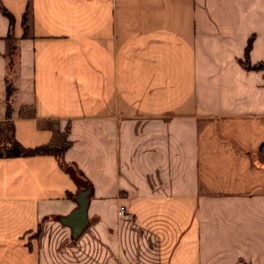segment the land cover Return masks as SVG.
<instances>
[{
    "label": "crops",
    "instance_id": "obj_1",
    "mask_svg": "<svg viewBox=\"0 0 264 264\" xmlns=\"http://www.w3.org/2000/svg\"><path fill=\"white\" fill-rule=\"evenodd\" d=\"M5 122L0 264H264V0H0Z\"/></svg>",
    "mask_w": 264,
    "mask_h": 264
},
{
    "label": "trees",
    "instance_id": "obj_2",
    "mask_svg": "<svg viewBox=\"0 0 264 264\" xmlns=\"http://www.w3.org/2000/svg\"><path fill=\"white\" fill-rule=\"evenodd\" d=\"M3 13L7 15V13L4 10H3ZM7 16L9 17V15ZM9 20L11 24L12 23L11 17H9ZM249 46H250V42H248L246 50H245L246 55L248 54ZM245 65L248 68L250 67L248 63H245ZM9 95H10V91H9ZM9 112H10V105L8 104L7 105V117L9 116ZM10 132H11L10 140L5 142L3 141V128H1L2 137L0 141V157L26 156V155L52 153L60 160L64 147L55 148L53 146L46 145V146H41V147H37L34 149H26L13 139L11 125H10Z\"/></svg>",
    "mask_w": 264,
    "mask_h": 264
},
{
    "label": "water",
    "instance_id": "obj_3",
    "mask_svg": "<svg viewBox=\"0 0 264 264\" xmlns=\"http://www.w3.org/2000/svg\"><path fill=\"white\" fill-rule=\"evenodd\" d=\"M89 193V186L80 190L75 199L77 206L68 216L60 218V221L71 229L72 237H76L87 225L86 209Z\"/></svg>",
    "mask_w": 264,
    "mask_h": 264
},
{
    "label": "rangeland",
    "instance_id": "obj_4",
    "mask_svg": "<svg viewBox=\"0 0 264 264\" xmlns=\"http://www.w3.org/2000/svg\"><path fill=\"white\" fill-rule=\"evenodd\" d=\"M10 136H11V132H10V123L9 122H5L3 125V141H9L10 140Z\"/></svg>",
    "mask_w": 264,
    "mask_h": 264
},
{
    "label": "built area",
    "instance_id": "obj_5",
    "mask_svg": "<svg viewBox=\"0 0 264 264\" xmlns=\"http://www.w3.org/2000/svg\"><path fill=\"white\" fill-rule=\"evenodd\" d=\"M117 214L119 217H122V218L130 219L132 217L131 214L125 211V209L122 206L119 207Z\"/></svg>",
    "mask_w": 264,
    "mask_h": 264
}]
</instances>
